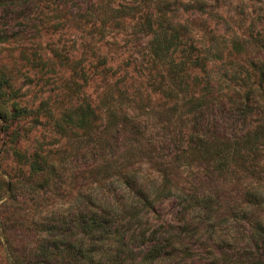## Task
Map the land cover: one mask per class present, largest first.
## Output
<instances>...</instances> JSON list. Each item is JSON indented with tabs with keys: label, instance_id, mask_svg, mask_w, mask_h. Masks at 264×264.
I'll return each instance as SVG.
<instances>
[{
	"label": "rangeland",
	"instance_id": "obj_1",
	"mask_svg": "<svg viewBox=\"0 0 264 264\" xmlns=\"http://www.w3.org/2000/svg\"><path fill=\"white\" fill-rule=\"evenodd\" d=\"M161 31L175 38L158 55L152 33ZM177 60L173 79L186 86L163 96L166 64ZM206 79L214 96L205 109L194 97ZM86 103L85 130L68 118ZM23 108L31 112H16ZM246 130L256 147L246 153L250 173L212 174V158L189 151L204 131L230 140ZM13 149L43 156L42 175L31 177ZM162 168L180 197L212 196L202 222L172 194L144 209L145 229H168L183 243L170 249L178 264H206L212 252L256 261L248 236L253 222L264 227V194L252 203L245 191L264 182V0H0V264H12L7 244L30 252L44 218L94 210L88 193L122 202L126 169L151 190ZM43 178L47 187L29 185Z\"/></svg>",
	"mask_w": 264,
	"mask_h": 264
},
{
	"label": "trees",
	"instance_id": "obj_2",
	"mask_svg": "<svg viewBox=\"0 0 264 264\" xmlns=\"http://www.w3.org/2000/svg\"><path fill=\"white\" fill-rule=\"evenodd\" d=\"M173 38L175 37L172 33L163 31L152 33V51L154 54L159 55L158 51H161L165 47L162 43H171L173 42ZM237 47L239 45L234 44V48ZM205 52V55H207V50ZM209 54L208 56H212ZM181 64V60H177L176 62L169 61L166 64V71H171L172 77L169 76V81L167 77V83H165L163 89H160L163 96L172 97V92L176 94V90H180L181 86H186V83L181 81L182 79L178 81L173 79V73H176L175 67ZM197 64L198 68H203V66H200V63ZM192 82L194 83V81ZM257 83L259 86L261 81ZM203 84L198 90L200 92L199 95L194 97V103H196V106L199 105L206 109L214 93L209 80H204ZM243 98L245 100L248 99V97ZM248 104H251L253 108L259 105L255 101L254 104L245 102L243 106L247 107ZM16 110V112L26 115L31 112L25 108ZM92 110L93 105L86 103L83 108L76 107L75 117L68 119L71 122H76L77 125L84 127L86 130L89 128L88 117L92 114ZM251 113H253V110ZM205 134L208 135L207 131L190 137L192 145L189 146V151L198 150L197 152L200 154L212 158L209 160L212 174L223 176L236 168H242L243 171L249 173L252 171L249 167L252 168L251 161L255 158L247 157L246 153L256 150V147L253 144H248L247 130L241 133L239 137L233 136V139L230 140L224 136H220V139L211 136L209 140H206L202 138ZM139 144L137 143L136 145ZM175 152L181 154L187 152L185 145L176 148ZM13 153L17 162L27 165L31 177L42 175L44 172L43 156L38 155L36 152L25 154L17 149H13ZM246 161L247 163H245ZM49 169L52 170L53 168L50 167ZM165 171L166 168H162L159 171L160 173L155 175L154 182L156 183L157 179L159 180V184L153 188L152 186H148L147 188H151V190H148L144 189L145 184L139 181L138 176L134 173L135 171L126 169L125 174L117 180V183L123 187L121 192H123L125 198L122 202L120 198L116 199L112 197L110 191L106 193L101 192L98 197L88 193L87 200L94 204L98 203L97 205L92 203L94 210L80 215L79 209H77L75 212H67L55 217L44 218L41 224L36 222L38 225L43 226V235L40 237L41 239L38 243L31 248L30 252L18 255L10 244L6 245L5 250L8 252L9 257H11V263L178 264L181 257L173 255L174 253L170 249H174L175 244L180 247L184 246L183 243L177 240V234L172 233L168 229H145L143 227L145 221L141 222L140 220L144 209L151 203L150 201L172 194L176 199L180 200L183 209H190L193 216L202 222L206 217L204 215L212 204V196L203 191L200 193L194 191V193H185L184 197H180L175 192L177 188L169 184L170 179ZM259 179L258 177L257 180ZM140 180L142 179L140 178ZM34 182L33 185L31 182L29 185L35 186L36 190H38L39 188L47 187L48 180L43 178L41 181ZM262 184L264 182L258 183V186L249 183V188L245 193L250 200H253L251 201L252 203L261 202L259 198L264 194L262 191L264 185ZM149 197L150 199H148ZM76 199L78 197H75ZM253 223L254 225L251 226L252 230L248 237L253 242L251 244L252 247L257 250L255 252L257 259L248 264H264V227L262 223ZM233 241L234 237L230 239L231 244ZM136 244H144L145 248L135 253L131 249V246H137ZM245 249L246 246L243 250ZM27 256L34 258V261H27ZM206 264H237V261L222 257L221 252H212L207 257Z\"/></svg>",
	"mask_w": 264,
	"mask_h": 264
}]
</instances>
